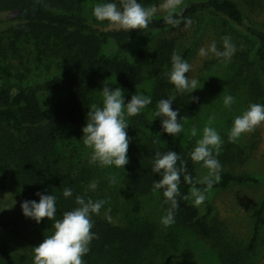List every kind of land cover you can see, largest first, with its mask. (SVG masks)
Listing matches in <instances>:
<instances>
[{"label":"trees","instance_id":"16d2710c","mask_svg":"<svg viewBox=\"0 0 264 264\" xmlns=\"http://www.w3.org/2000/svg\"><path fill=\"white\" fill-rule=\"evenodd\" d=\"M85 0H0V63L10 60L11 55H33L49 47L51 34H58L59 46L53 51L58 58L59 73L41 81L27 82V74L17 72L15 78L0 81V109L12 113L20 129L16 132L5 122H0V264H34V247L39 246L46 236L54 233L55 220L63 218L67 211L78 207L77 195L85 200H105L100 213L92 214V232L98 236L92 240L90 251L83 257L85 264H160L167 259L176 244L161 242L159 226L140 214L142 198L158 194L162 208L167 214L170 203H165L163 189L153 191V184L161 178L152 171L156 152L176 151L192 177L197 188L207 185L197 180L199 163L191 159V150L175 138L161 139L148 136L142 142L131 140L128 149V164L124 166L127 181L126 204H112L111 198L102 188V177L97 168L89 163L74 160L69 154L68 136L63 132L67 126L82 131L87 124L91 107V95L102 93L104 86L111 89H132L144 79L140 63L128 57L112 59L102 51V42L115 38L119 48L127 52L133 40L142 33L162 30L171 25L164 17H153L146 29L103 30L92 27L84 15ZM120 4V0H115ZM183 16L203 13L207 17L225 16L245 29L262 47L264 53V30L252 27L233 0H203L192 2L178 10ZM44 46V47H41ZM44 48V49H42ZM175 44L169 39L161 40L153 51L144 49L154 65L153 97L156 101L174 97L172 109L179 111L178 119H190L196 115L199 100L192 92H179L170 82L163 65L172 61ZM190 49L181 54L187 60ZM25 55V56H26ZM24 57V56H23ZM264 61V55L262 56ZM156 66V67H155ZM264 66V62H263ZM30 71L29 68H25ZM260 73L250 79L248 93L254 103L264 105V87ZM61 91L64 96L54 104L52 114L43 106L41 95ZM198 98V97H197ZM140 122H144L142 117ZM186 119H180L179 122ZM235 145L219 149L216 158L221 164L220 179L211 189H224L231 184L260 182V178L249 173L234 171L237 156L242 151ZM215 155V152H214ZM95 183V189L91 185ZM192 185L181 174L179 192L176 197L179 207L175 210L174 226L187 228L198 237L210 242L222 264H260L255 254L264 228V201L254 211L255 222L248 242L241 248L226 240L221 227L211 222L208 205L206 213L191 202ZM70 188L71 197L63 191ZM10 192L19 201L13 213L5 215L3 192ZM56 197L55 219H43L39 224L23 214L24 201H40V196ZM189 196L188 199H184ZM116 220L113 217L118 216ZM110 218V219H109Z\"/></svg>","mask_w":264,"mask_h":264},{"label":"rangeland","instance_id":"374dc122","mask_svg":"<svg viewBox=\"0 0 264 264\" xmlns=\"http://www.w3.org/2000/svg\"><path fill=\"white\" fill-rule=\"evenodd\" d=\"M203 0H183L181 9L192 2ZM242 10L247 23L254 28L264 30V0H233ZM116 3L115 0H85L84 15L88 23L94 28L103 30L119 29L118 26L110 24L108 21H98L93 15V9L98 3ZM164 0H138V3L144 7L155 5L158 9L153 17H163L166 13L159 10V6ZM180 10V9H178ZM192 22L185 27L181 23L180 27L172 26L162 30H155L149 33L139 34L132 42L127 52L119 48L117 40L110 38L102 42V51L107 53L112 59H122L128 57L141 64L144 71L143 81L132 89H122L125 104L130 102L131 97L138 92L149 96L152 103L141 109L135 116H127L125 109V119L129 123L126 129L129 140L142 142L148 136H157L161 139L175 138L184 146L194 150L196 141L202 138L203 128L208 122L210 116H215V121L211 125L220 134L225 145L234 144L235 150L242 151L241 156H237V164L234 171L246 172L260 178L257 184L234 183L224 189L198 188L205 193L206 199L203 203L197 205L201 213H206L208 205L212 207L209 214L211 222L217 223L222 228L226 240L230 241L236 247H243L251 236L255 222L254 211L264 201V124L255 128L253 131L244 133L236 142L229 141V132L232 128L235 117L242 115L248 109L249 105L254 103L248 93V83L255 73L259 72L261 84L264 87V66L261 55V45L256 42L252 36L242 27L237 26L225 16L207 17L203 21V13L185 16ZM231 37V43L235 45L236 51L231 58L217 57L209 52L206 56H201L199 50L208 47L215 42L217 50L223 52V37ZM169 39L175 44V53L180 55L185 49L190 52L187 62L192 66L191 71L186 73V77L195 78L198 81V88L193 92L199 100V108L196 115L190 119L180 122L183 125L181 131L176 137L166 133L162 129V120L164 117L155 115L157 108L153 97L155 64L150 55H143L144 49L153 51L161 40ZM60 40L55 32L51 34L49 47L38 51L34 49L31 56H20L23 51L11 55V59L0 63V81L15 78L17 72L27 74L26 81H41L55 76L59 73L58 58L56 52H53L59 46ZM261 46V47H260ZM44 47V46H41ZM44 49V48H42ZM263 49V47H262ZM156 67V66H155ZM29 68L30 71H26ZM163 70L171 72L172 61L163 65ZM231 95L235 103L231 108H226L224 98ZM64 96L61 91L46 92L41 95L44 108L49 114L53 113L54 104ZM91 104L103 106L102 93L91 95ZM142 117L144 122H140ZM5 122L16 132H19V125L12 113L0 109V122ZM197 129V135L192 137L191 129ZM63 132L68 136L69 154L81 163L94 165L99 175L102 177L101 185L105 194L111 198L112 204L116 203L122 207L126 204L127 181L124 176L123 167L101 166L98 162L90 163L92 149L86 147L83 143V131L73 130L69 127H63ZM215 152V151H214ZM208 169L200 162L197 169L198 182L207 175ZM115 178V182H113ZM4 214L13 213L19 206V201L12 197L10 192H3ZM142 209L140 214L146 216L152 222L159 226L160 240L169 244H176L167 259L160 264H222L216 253L212 249L210 242L198 237L187 228H179L173 224L165 227L161 223L162 217L166 215L162 208L158 194L145 196L142 198ZM191 202L194 198L191 197ZM118 216L113 217L114 220ZM255 254V258L260 264H264V228L261 233V239Z\"/></svg>","mask_w":264,"mask_h":264},{"label":"clouds","instance_id":"9594fccd","mask_svg":"<svg viewBox=\"0 0 264 264\" xmlns=\"http://www.w3.org/2000/svg\"><path fill=\"white\" fill-rule=\"evenodd\" d=\"M183 0H164L159 6V10L166 13L164 22L174 28L180 27L181 23L185 27L191 24V20L183 16L181 9ZM158 9L155 5L144 7L138 3V0H120V6L116 3H98L93 9V15L98 21H108L112 25L118 26L119 29L129 31L133 29H146L152 21L153 16ZM224 51H218L215 42L208 49L201 48V56L208 55L209 52L217 57L231 58L235 53L236 47L231 43V37L223 38ZM191 65L181 58L175 52L172 55V69L168 74L170 82L175 88L183 93L185 91L192 93L198 88L197 79L186 77V73L191 71ZM103 106L91 105L87 114V124L83 127V143L86 147L92 149L90 163H99L101 166L123 167L128 164V149L130 140L126 129L129 123L125 119V109L127 116L138 115L141 109L152 103L149 96L138 92L131 97L130 102L125 104L123 90L119 87L111 89L104 86L102 89ZM174 97L161 99L158 101L155 115L164 117L162 120V129L164 132L176 137L183 131V125L178 119L179 111L172 109ZM192 100H198L197 97H191ZM235 103L231 95L224 98L226 108H231ZM215 121V116H210L207 124L203 128L202 138L196 141V146L191 152V159L195 163H203L208 169L207 175L199 183L207 185L211 189L214 183L220 179L221 164L216 156L219 155V149L223 143L220 134L211 125ZM264 124V105L252 103L242 115L235 117L232 128L229 132V141L236 142L242 134L253 131L255 128ZM192 137L197 135V129L193 127L190 131ZM215 151V155H214ZM181 157L176 151L169 150L167 153L156 152L153 162L152 171L160 173L161 178L154 182L153 191L163 189V195L166 198L165 203L170 207L167 214L162 217L161 223L167 227L174 223L175 210L179 207L176 197L180 195L179 184L181 174H184V180L192 185L190 196L194 198L195 204L199 205L206 199L205 193L198 189L193 183L192 177L187 173V168L182 164L177 167V162ZM115 182V178H113ZM96 184L91 185L95 189ZM40 196V201H24L21 204L23 214L32 218L36 223L43 219H55L56 197L54 195ZM64 197H71L73 192L70 188L63 191ZM185 196L184 199H188ZM75 202L77 208L67 211L63 218L55 220L53 224L54 233L46 236L43 242L34 247V264H85L83 257L90 251V244L93 239L98 238L92 232L93 223L92 214H99L101 208L107 201H93L91 198L85 200L83 196L77 195ZM110 219V218H109Z\"/></svg>","mask_w":264,"mask_h":264}]
</instances>
